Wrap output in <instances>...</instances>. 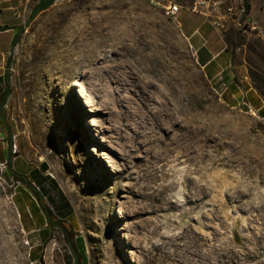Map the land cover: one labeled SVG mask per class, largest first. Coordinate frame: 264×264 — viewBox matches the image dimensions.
I'll return each mask as SVG.
<instances>
[{"label":"rangeland","instance_id":"374dc122","mask_svg":"<svg viewBox=\"0 0 264 264\" xmlns=\"http://www.w3.org/2000/svg\"><path fill=\"white\" fill-rule=\"evenodd\" d=\"M169 3L180 6L176 18L163 9ZM194 8L228 35L245 77L237 100L210 86L180 30L181 16ZM98 16L105 18L104 40L86 56L70 50L68 32ZM17 35L0 70L9 88L0 105L8 129L0 135V234L8 264L74 260L36 198L7 175L10 138L17 145L12 162L19 156L22 166L56 184L34 185L70 236L83 239L87 264H162L157 251L169 264H264V0H250L248 14L244 0H55ZM136 64L139 85L170 110L162 125L187 127L182 158L146 176L149 151L165 159L181 143L165 128L134 161L126 142L131 130L117 133L103 102L110 93L134 113L128 91L136 86ZM134 164V183L115 173Z\"/></svg>","mask_w":264,"mask_h":264},{"label":"crops","instance_id":"0c3cea01","mask_svg":"<svg viewBox=\"0 0 264 264\" xmlns=\"http://www.w3.org/2000/svg\"><path fill=\"white\" fill-rule=\"evenodd\" d=\"M22 1L0 0V28H8L5 31H0V70L4 66L5 57L11 50L12 42L18 34L20 26L30 19L32 10L39 0L32 4H29L27 0L22 4ZM178 24L206 81L220 95L237 100L242 94L241 86L243 87L245 80L244 72L241 68L237 69L234 66L233 53L226 44L222 30L198 10H188L186 14L181 16ZM3 75L4 73L1 72V92L4 88ZM250 91L251 89L247 90V92ZM3 132L8 134V129L0 113V135L2 138ZM17 158L19 156L15 157L14 160ZM18 160L19 174L29 175L35 171L42 181L40 186L49 183L53 187L54 181L52 179L40 175L36 168H29L24 164L22 166L21 159ZM27 168H29L28 172H26Z\"/></svg>","mask_w":264,"mask_h":264},{"label":"bare ground","instance_id":"6f19581e","mask_svg":"<svg viewBox=\"0 0 264 264\" xmlns=\"http://www.w3.org/2000/svg\"><path fill=\"white\" fill-rule=\"evenodd\" d=\"M102 15V14H101ZM168 17H171L166 13ZM104 16V15H103ZM98 16L97 21L95 22L94 18L92 19H85L81 25L78 23L76 24L75 28L68 32L67 37L74 38L73 43L70 45V50L73 49H80V52L87 55V50L92 45H97L99 41H103L106 35L105 27L99 24H104V17ZM106 16V15H105ZM107 17V16H106ZM96 18V17H95ZM66 38V37H65ZM64 40V38H63ZM63 46L67 44L66 41L62 42ZM83 63V61H82ZM80 63H74L73 66L77 67ZM137 66L136 64V86L131 85V88L128 91L129 94V105L132 103L135 105L134 113H130L126 110L125 102L123 99L108 93V98L103 102V108L110 116H112L113 120L116 122L117 125V133L122 135L123 129L129 128L134 137L130 138L127 142V145L134 149V161L136 159H140V156L136 157V151H140L144 148H147L148 144L157 143L159 141L158 135L164 132L165 128H170L172 132L176 133V142H180L181 144L176 145L178 151H173V155H167L164 159L157 153V150L154 149L153 151H149L146 158H144V162L146 166H150V171H147L146 175L149 174H157L159 173V169L164 166L171 158L178 157V154H182L180 157L184 155V150L182 149V142L184 140V133L187 132V127L183 121L179 123H174L171 127L163 126L161 123L162 114H166L167 117H170V110L168 108H163L162 110L159 108L156 102V98L151 95L146 89L139 85V73H137ZM138 75V76H137ZM131 100V101H130ZM182 118V114L180 115ZM136 120V127L133 129L131 121ZM154 123L152 126H146L148 122L153 121ZM118 141H122V137L119 136L116 138ZM175 152L177 154H175ZM160 161V165L158 167H154V163ZM124 172L129 174L126 178H124ZM164 172V171H162ZM121 175V179L128 180V182H136V177L133 175L136 173V164L132 167H126L122 169L121 172H115ZM129 194L136 198V192L128 188ZM2 234H0V264H8L6 262V256L3 253V245L1 244L2 241ZM13 248V247H12ZM157 258L161 259L162 264H169V257L167 254L157 251Z\"/></svg>","mask_w":264,"mask_h":264},{"label":"trees","instance_id":"16d2710c","mask_svg":"<svg viewBox=\"0 0 264 264\" xmlns=\"http://www.w3.org/2000/svg\"><path fill=\"white\" fill-rule=\"evenodd\" d=\"M54 1L55 0H39L36 6L32 10L30 19L33 20L39 13L48 9L54 3ZM244 8H245L246 14H248L250 11V0H244ZM7 29H8L7 27H2L0 28V31H5ZM18 36L19 35H16L15 39L13 40L11 48H13V46L15 45ZM227 36L228 35L224 34L226 44H227V40H226ZM4 85L5 86H4L3 91L2 92L0 91V105H3L6 102L7 96L9 95L8 81L5 78H4ZM255 104H256L255 106L258 109L261 108V104L259 101ZM8 142H9V149L7 152V158L5 162L6 168H8L7 175L12 176L15 181H18V182L21 181L26 186L28 193L36 198L37 206L39 208V213L42 215V219L47 224V226L59 228L62 231L64 238H65V242L68 245V248L70 249L73 255V258H74L73 264H87V257L85 255V247H84L83 239L77 238L74 240L72 236H70L69 231L65 227V225L62 222H60V220L56 218V216H54L50 208L45 204L46 196L41 191H38L39 186L36 187L34 185L35 183L41 184L42 182L40 178L38 177L37 173L35 171H32L29 175L18 173V167H19L18 161L19 160L16 159L14 163L12 162L13 155H11V152H12L11 138L9 139ZM11 164L14 167L13 169L11 167ZM42 169L45 170L44 165ZM53 188H56L55 183L53 184ZM42 189L44 190V188Z\"/></svg>","mask_w":264,"mask_h":264},{"label":"built area","instance_id":"2783aa9c","mask_svg":"<svg viewBox=\"0 0 264 264\" xmlns=\"http://www.w3.org/2000/svg\"><path fill=\"white\" fill-rule=\"evenodd\" d=\"M203 5V3H201V6ZM163 9L165 10V13H167L168 15L172 16V18H176L177 14L179 13L180 10V6L176 5V4H171L169 3L167 6H163ZM194 10H197V8H194ZM17 150V145L16 142L14 141L12 143V152H16Z\"/></svg>","mask_w":264,"mask_h":264}]
</instances>
